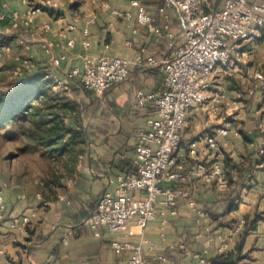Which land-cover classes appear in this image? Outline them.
Listing matches in <instances>:
<instances>
[{
  "label": "crops",
  "instance_id": "crops-1",
  "mask_svg": "<svg viewBox=\"0 0 264 264\" xmlns=\"http://www.w3.org/2000/svg\"><path fill=\"white\" fill-rule=\"evenodd\" d=\"M130 1L86 0L78 2L63 16L43 12L32 22L35 30L28 50L30 57L38 66H49L53 77H62L68 69L81 65L86 53L128 58L130 73L124 81L98 96L97 122L91 130L93 133L85 135L92 140L81 153L78 170L66 182L64 190L55 198L37 194L32 199L26 195L6 199L4 217L0 219V264H126L129 252L117 253L111 244L113 240L142 243L150 264H206L200 260L202 256L211 264H218L225 241H229V249L224 254L236 252L240 244L244 257L237 264H264V133L257 128V123L264 121V114L258 111L264 103L261 94L247 99L231 114L225 109L214 120L217 124L205 120L201 108L189 115L185 140L212 132L220 121L229 122V134L221 138L226 156L236 164L227 171L229 188L198 182L192 196L179 203L176 214L159 205L157 217L144 229L136 221L117 231L106 226L94 230L83 224L109 187V177L136 170L133 160L137 134L151 113L150 106L136 107L137 91L156 90L164 78L160 66L137 64V55L141 53L146 59L151 55L163 58L172 54L164 35L155 34L134 18L128 20L113 14L114 8L135 12ZM142 1L160 23L164 18L159 6L164 0ZM216 2L220 4L222 0ZM26 9L29 5L23 2L21 10ZM92 17L94 20L88 23L91 44L84 48L80 43L82 28ZM166 18L178 39L181 13L169 8ZM74 20L78 27L69 34L77 38L76 45L66 49L55 46L49 51L47 41L61 39L55 31ZM46 23L52 28L46 29ZM55 56L61 58L59 66L53 62ZM229 92L234 96L238 91L229 89ZM194 127L201 130L194 134ZM26 214L31 219L20 230L14 218ZM245 215L249 220L259 216L255 228L244 233V227L240 234H233V226ZM181 240L186 243V250L179 246ZM159 255L166 258L155 261L154 257Z\"/></svg>",
  "mask_w": 264,
  "mask_h": 264
},
{
  "label": "built area",
  "instance_id": "built-area-1",
  "mask_svg": "<svg viewBox=\"0 0 264 264\" xmlns=\"http://www.w3.org/2000/svg\"><path fill=\"white\" fill-rule=\"evenodd\" d=\"M130 4L136 8L135 12L114 8L113 14L128 20L134 18L155 34L164 35L172 54L163 58L151 55L145 59L139 53L136 57L137 64L160 66L164 78L156 90L137 91L136 107L150 106L151 113L137 134L133 160L136 170L109 177V187L98 198L95 210L83 220L84 225L94 230L106 226L117 231L132 221L144 229L157 217L159 205L176 214L179 203L192 196L198 182L229 188L226 154L221 142L229 134V122L220 121L212 132L185 140L189 115L201 108L208 120L217 124L214 120L225 109L231 114L247 99L258 94L264 97V66L255 62L257 48L264 46V0H222L220 4L215 0H164L159 6L164 18L160 23L142 0H131ZM169 8L177 9L182 15L178 39L166 18ZM41 9L40 5L31 7L28 21H33ZM92 20L93 17L89 18L82 28L80 43L84 48L91 44L88 23ZM44 27L51 29L52 25L46 23ZM77 27L74 20L65 28L57 29L55 32L61 39L48 40L47 49L74 47L77 38L69 31ZM24 61L30 66L33 60L27 57ZM53 62L59 66L61 58L55 56ZM130 63L121 56L86 53L81 65L68 69L62 77L54 76V80L67 90L77 80L85 88L103 95L129 76ZM229 82L242 83L245 87L233 96ZM258 111L264 114V103ZM257 128L264 133L263 120L257 123ZM30 219L26 214L14 221L24 230ZM245 224L246 219L240 218L233 226V234H240ZM111 244L117 253L129 252L126 264H150L142 243L113 240ZM179 246L186 250L183 240ZM228 249L229 241H225L220 251L225 253ZM165 258L159 255L154 260ZM200 260L211 264L204 256Z\"/></svg>",
  "mask_w": 264,
  "mask_h": 264
},
{
  "label": "rangeland",
  "instance_id": "rangeland-1",
  "mask_svg": "<svg viewBox=\"0 0 264 264\" xmlns=\"http://www.w3.org/2000/svg\"><path fill=\"white\" fill-rule=\"evenodd\" d=\"M82 1L86 0H0V94L10 90L17 80L34 74H37L41 93L29 97V106L18 119H9L0 125V219L4 217L6 199L12 200L18 195L32 199L37 194L42 198H55L58 192H62L66 182L75 176L80 155L92 140L85 135L93 133L91 130L97 121L87 88L74 80L69 90L63 89L51 74L46 75L50 71L49 66H38L33 61L29 66L24 61L31 58L28 50L35 30L33 21H28V10L38 5L41 8L48 6L62 12L54 15L58 17ZM23 2L29 5V9L21 10ZM43 12L47 11L42 8L35 17ZM255 62L264 66L262 45L257 48ZM234 84L236 88H232ZM228 86L236 91L245 87L242 83L233 82ZM92 92L93 97L102 96ZM77 104L81 106L74 108ZM202 114L207 120L208 115L203 111ZM60 116L69 126H77L79 133H67L63 139L52 141ZM75 119L80 120V125L75 123ZM194 130L196 134L201 127H194Z\"/></svg>",
  "mask_w": 264,
  "mask_h": 264
},
{
  "label": "trees",
  "instance_id": "trees-1",
  "mask_svg": "<svg viewBox=\"0 0 264 264\" xmlns=\"http://www.w3.org/2000/svg\"><path fill=\"white\" fill-rule=\"evenodd\" d=\"M44 11L49 12L51 15L58 14L61 15L62 12L55 8L48 7V6H42ZM257 55V53H256ZM40 75V74H39ZM37 74L25 76L19 80H17L14 84V86L0 94V125L4 124L7 120H16L18 119V116L22 111L27 109L29 106V97L33 95H39L41 94L39 92V85L37 84ZM88 95H90V105L92 108L93 113L95 114L97 109L100 106V98L98 96H92V90L87 89ZM81 105L77 104V106H73L74 108L80 107ZM80 113V111H78ZM82 113V111H81ZM80 117V115L78 116ZM61 120L58 121L57 128H54L56 130L55 136H53L52 141H57V139H63L65 135L68 133L70 134H78L79 130L77 129V126H69L65 123V120L63 116H60ZM80 125V120L75 119V123H78ZM80 127V126H78ZM54 139V140H53ZM236 166L234 162H232L231 158L226 156L225 158V168L228 171V168H232ZM228 173V172H227ZM244 218L246 219L245 229L244 233L248 232L250 229L255 228V223L257 219L259 218L258 215L254 216L251 220H249L248 215H245ZM244 256H242L240 252V244L237 245V251L236 252H229L227 254H223L217 259L218 264H237V262L242 259Z\"/></svg>",
  "mask_w": 264,
  "mask_h": 264
}]
</instances>
